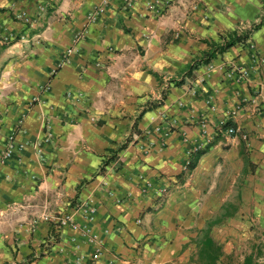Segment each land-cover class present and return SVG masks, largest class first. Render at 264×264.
Masks as SVG:
<instances>
[{
    "label": "crops",
    "instance_id": "crops-1",
    "mask_svg": "<svg viewBox=\"0 0 264 264\" xmlns=\"http://www.w3.org/2000/svg\"><path fill=\"white\" fill-rule=\"evenodd\" d=\"M123 1L0 0V264H190L222 220L264 230V0Z\"/></svg>",
    "mask_w": 264,
    "mask_h": 264
},
{
    "label": "trees",
    "instance_id": "trees-1",
    "mask_svg": "<svg viewBox=\"0 0 264 264\" xmlns=\"http://www.w3.org/2000/svg\"><path fill=\"white\" fill-rule=\"evenodd\" d=\"M251 33L245 34L243 37L238 36V32H234L229 36L230 41H226L225 44L215 46L213 45V50L204 54L200 59L195 60L187 69L184 77L191 76L193 71L202 64H210V62L217 56V54H223L228 49L235 46L237 43H243L248 40ZM184 80L177 83V86H182ZM257 252L251 253L247 256L243 264H256ZM225 257L224 246L217 240H215L211 235V229L209 228L204 232V235L200 241L197 243V252L191 258L190 264H223V258Z\"/></svg>",
    "mask_w": 264,
    "mask_h": 264
},
{
    "label": "rangeland",
    "instance_id": "rangeland-1",
    "mask_svg": "<svg viewBox=\"0 0 264 264\" xmlns=\"http://www.w3.org/2000/svg\"><path fill=\"white\" fill-rule=\"evenodd\" d=\"M257 27L258 24H254L248 31ZM213 236L224 246L223 264H243L245 258L257 250L256 264H264V230L257 224L252 225L251 231L242 232L229 228L222 220L219 228L213 231Z\"/></svg>",
    "mask_w": 264,
    "mask_h": 264
},
{
    "label": "built area",
    "instance_id": "built-area-1",
    "mask_svg": "<svg viewBox=\"0 0 264 264\" xmlns=\"http://www.w3.org/2000/svg\"><path fill=\"white\" fill-rule=\"evenodd\" d=\"M134 1L135 0H124L123 1V5L126 9H131L134 6ZM164 3V4H163ZM167 4V0H154L153 2L149 3V8L150 10L156 12V14H160L161 12H164V6H166ZM40 11H45V7H39ZM99 12H104V9H101ZM20 18L22 19V21H24V23L26 25H32L33 21H32V17L30 16L29 13L23 12L20 15ZM236 133L234 128H229L227 130V134L229 135H234ZM203 150L202 145H194L188 152H187V156L189 158H191L193 155L201 152ZM14 154V150L12 147H9L3 157L0 159V163L10 159L12 157V155ZM143 190H149L155 193V195L158 197V199H163L164 196L167 194V188L165 187H161V188H157L154 186V184L152 182H149L146 184V186H144ZM101 256V254H98L95 256V258H99Z\"/></svg>",
    "mask_w": 264,
    "mask_h": 264
}]
</instances>
